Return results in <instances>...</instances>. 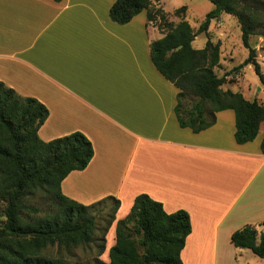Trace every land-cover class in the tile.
Here are the masks:
<instances>
[{
  "label": "crops",
  "instance_id": "obj_1",
  "mask_svg": "<svg viewBox=\"0 0 264 264\" xmlns=\"http://www.w3.org/2000/svg\"><path fill=\"white\" fill-rule=\"evenodd\" d=\"M115 1L0 0V81L48 107L43 140L81 131L93 143L91 162L61 187L86 205L120 200L108 252L117 221L145 193L168 213L190 214L184 264H252L231 236L245 225L264 226V129L238 143L232 109L217 112L215 124L200 132L181 127L179 90L150 55L163 34L146 10L125 24L111 20ZM223 14L216 27L227 35ZM256 47L264 62L262 37Z\"/></svg>",
  "mask_w": 264,
  "mask_h": 264
},
{
  "label": "trees",
  "instance_id": "obj_2",
  "mask_svg": "<svg viewBox=\"0 0 264 264\" xmlns=\"http://www.w3.org/2000/svg\"><path fill=\"white\" fill-rule=\"evenodd\" d=\"M210 1L214 8L197 30L185 17L169 20L158 6L161 0H116L109 14L114 22L125 24L146 10L148 22L157 23L163 36L151 42V60L179 90L175 113L181 127L200 132L215 124L217 112L232 109L235 140L242 144L254 140L264 129V102L224 88L228 74L220 76L215 71L221 65V42L212 41L209 29L211 21L223 13L236 17L248 50L243 65L253 66L264 87L254 41L264 39V0ZM186 9L182 6L176 12ZM202 32L208 36L206 45L195 48L193 42ZM187 97L197 98L190 107L184 106ZM48 116V107L39 99L22 95L0 81V264H68L49 251L54 247L89 249L94 244L98 247L96 264H184L181 253L192 231L190 214L184 209L168 213L162 202L145 193L137 195L128 215L117 221L109 262L100 259L120 200L108 196L86 205L62 192V181L70 172L88 166L94 147L81 131L43 140L39 129ZM261 152L264 154V136ZM37 194L50 201L48 210L28 202ZM108 201L114 203L113 212L102 236L96 239L99 227L93 211ZM231 242L264 260V232L256 226L236 230Z\"/></svg>",
  "mask_w": 264,
  "mask_h": 264
},
{
  "label": "rangeland",
  "instance_id": "obj_3",
  "mask_svg": "<svg viewBox=\"0 0 264 264\" xmlns=\"http://www.w3.org/2000/svg\"><path fill=\"white\" fill-rule=\"evenodd\" d=\"M162 6L166 10L169 20L179 21L182 17H185L190 21L195 30L200 27V24L204 21L207 13L214 8V4L210 0H162ZM182 6H187V9L181 12H176L177 9ZM223 19L226 20L225 24L227 25L226 28L228 30L227 35H223L220 31V27H216V19H213L210 25V35L212 41L218 42L221 38H223L224 41H227L221 46V65L216 68L215 71L220 76L228 74V82L224 85L225 89L230 88L233 91H241L249 99L257 98L259 101L264 102V92L259 94L256 91L255 85L259 82V78L253 66L243 65L242 63L245 57L248 56V50L242 43L241 28L238 21L235 16L227 13L223 14ZM155 25L157 26V23H155ZM207 40L208 36L205 32L199 33L193 42V46L199 49L203 48L206 45ZM254 41H256L257 46L259 39L255 38ZM260 64L262 70L264 71V62H260ZM239 70H241L242 75L239 73ZM259 87L261 86L258 85L257 90ZM196 99L197 98L195 97H187L184 101V106L190 107ZM28 202L30 204L40 206L45 210L50 208V201L41 194H37L35 197L28 199ZM113 207V201H108L107 203L99 205L93 211L94 214L97 215L99 227V230H96L95 232L94 237L96 239H99L102 236V229L106 225L108 216H110L113 212ZM1 212L2 202L0 201V218H2ZM114 224L115 222L112 226ZM109 231L106 235V251L100 256V259L105 262H109L107 240L108 246H110L112 241ZM258 231L264 232V226L262 228H258ZM98 242L100 241L98 240ZM97 251L98 247L94 244L89 249L75 248L67 250L64 248L54 247L49 251V254L63 258L68 262V264H96L95 257ZM245 252L246 254L241 256L242 260H247L248 257L249 262L252 264H264V260L255 255L250 249H246Z\"/></svg>",
  "mask_w": 264,
  "mask_h": 264
}]
</instances>
